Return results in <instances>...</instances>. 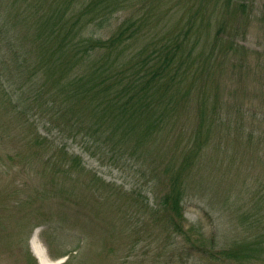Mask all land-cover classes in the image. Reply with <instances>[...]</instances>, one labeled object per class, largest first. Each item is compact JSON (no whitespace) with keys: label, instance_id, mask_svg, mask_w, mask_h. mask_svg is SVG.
I'll list each match as a JSON object with an SVG mask.
<instances>
[{"label":"rangeland","instance_id":"374dc122","mask_svg":"<svg viewBox=\"0 0 264 264\" xmlns=\"http://www.w3.org/2000/svg\"><path fill=\"white\" fill-rule=\"evenodd\" d=\"M54 1L64 0H0V32L18 22L14 36L21 42V21L41 16ZM145 4L160 12L142 41L149 51L172 47L179 32L188 36L183 88L158 133L122 156L68 138L32 109L23 115L25 104L18 107L10 92L30 71L18 69L16 50H7L13 33L0 34V264H28L30 253L40 264L31 244L36 230L45 264L72 258L75 264H216L184 253L186 240L166 229L155 210L182 166L185 227L195 228L193 240L201 235L211 248L254 234L240 212L264 192V0H132L98 33L109 37ZM34 33L25 41L28 51Z\"/></svg>","mask_w":264,"mask_h":264},{"label":"trees","instance_id":"16d2710c","mask_svg":"<svg viewBox=\"0 0 264 264\" xmlns=\"http://www.w3.org/2000/svg\"><path fill=\"white\" fill-rule=\"evenodd\" d=\"M76 1L64 0L57 6L54 1L41 16L21 21L25 22L21 42L14 36L20 32L18 22L4 26V33L0 32L4 39L8 31L13 33L7 50L11 46L16 50V67L30 71L18 91L10 92V99L18 107L25 104L20 109L23 115L34 110L37 118L47 117L68 138H81L104 153L107 150L122 156L131 146H145L177 106L183 88L180 64L188 36L179 32L173 48L163 51L160 46L149 51L142 41L156 26L155 17L160 12L145 4L137 8L145 10L142 14H129L109 37H104L99 29L110 26L114 15L128 8L132 0H80L79 5ZM26 13L36 16L28 10ZM31 32L35 33L28 51L24 44ZM2 56L7 58L8 52ZM28 89L33 93L30 101L25 99ZM184 167L171 174V182L155 205L163 214L166 229L186 240L181 247L184 253L189 251L191 258L193 253L210 258L216 264H264V192L258 193L261 199L253 206L240 212L242 224L253 228L254 234L238 236L229 246L217 247L213 242L209 248L201 235L193 240L194 227H185ZM70 171L68 168L66 172ZM56 177L54 171L51 183ZM190 240L194 252L188 245ZM30 256L28 264H38L32 253ZM63 264H75V259Z\"/></svg>","mask_w":264,"mask_h":264},{"label":"bare ground","instance_id":"6f19581e","mask_svg":"<svg viewBox=\"0 0 264 264\" xmlns=\"http://www.w3.org/2000/svg\"><path fill=\"white\" fill-rule=\"evenodd\" d=\"M38 236H39V231L36 230L34 232V235L32 236V239H31L32 249H33L34 253L36 254V256L38 257L40 264H45L44 259H43V252H42L41 248L36 244V241L39 240Z\"/></svg>","mask_w":264,"mask_h":264}]
</instances>
